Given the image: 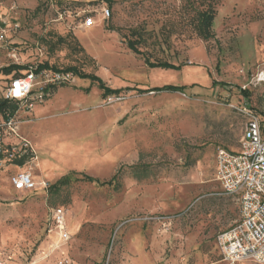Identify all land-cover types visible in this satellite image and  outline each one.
Listing matches in <instances>:
<instances>
[{
    "label": "rangeland",
    "instance_id": "374dc122",
    "mask_svg": "<svg viewBox=\"0 0 264 264\" xmlns=\"http://www.w3.org/2000/svg\"><path fill=\"white\" fill-rule=\"evenodd\" d=\"M45 62L83 74L39 72L15 113L34 154L0 165V262L221 264L216 237L240 209L216 154L240 150L247 111L264 120V0H0V66ZM141 156L152 177L103 183ZM23 171L36 189L12 186ZM58 206L67 241L50 231Z\"/></svg>",
    "mask_w": 264,
    "mask_h": 264
},
{
    "label": "built area",
    "instance_id": "2783aa9c",
    "mask_svg": "<svg viewBox=\"0 0 264 264\" xmlns=\"http://www.w3.org/2000/svg\"><path fill=\"white\" fill-rule=\"evenodd\" d=\"M101 14L104 19L110 18V8L104 6ZM83 24L85 27L94 25L91 15L84 18ZM38 74L36 68L29 67L23 76L11 79L5 99L17 101L19 108L23 103L28 104ZM247 115L240 150L233 152L221 148L216 154L217 179L226 194L238 199L240 209L238 220L216 237L221 264L245 261L264 264V127L260 115L250 111ZM28 154H34V149L20 133L16 115L9 112L0 115V165ZM11 184L20 191L37 188L32 174L27 171L13 174ZM52 224L50 231L55 230L59 239L67 241L70 238L64 207L52 210Z\"/></svg>",
    "mask_w": 264,
    "mask_h": 264
},
{
    "label": "trees",
    "instance_id": "16d2710c",
    "mask_svg": "<svg viewBox=\"0 0 264 264\" xmlns=\"http://www.w3.org/2000/svg\"><path fill=\"white\" fill-rule=\"evenodd\" d=\"M213 12L214 9L213 7L208 8L205 12H202L200 15L199 19V25H198V30L200 34L208 41L212 36L213 32L211 30V21L213 17ZM131 46L133 48H136L135 43H131ZM29 69V65H21V64H11L9 66L3 67L2 68V74L4 73L5 75H11L13 74V78H18L21 77L25 74V72L22 71H27ZM43 70H51L55 73H60V74H83L82 70H80L76 66H69L64 69H60L54 65H50L48 62L39 64L36 67V72L39 73ZM12 78V79H13ZM180 86H169L165 87L163 90H180ZM151 91H155L154 89ZM19 108V104L17 101H11L8 99H0V115H5L6 113L10 114H15L16 111ZM263 121V127H264V120ZM143 156L139 158V161L133 165L130 166H122L118 171L115 173L113 176L112 180L110 181H104V184H109L111 188H114L115 190H120L123 185V178L125 175H129L137 180H144L152 177L154 175V167L152 164H147L142 161ZM89 180H92V178H89ZM70 182L69 177H65L60 180V184L58 186H55L54 189L57 191L59 190L64 184H67Z\"/></svg>",
    "mask_w": 264,
    "mask_h": 264
},
{
    "label": "snow or ice",
    "instance_id": "6c2138e0",
    "mask_svg": "<svg viewBox=\"0 0 264 264\" xmlns=\"http://www.w3.org/2000/svg\"><path fill=\"white\" fill-rule=\"evenodd\" d=\"M17 87H19V85H17Z\"/></svg>",
    "mask_w": 264,
    "mask_h": 264
},
{
    "label": "crops",
    "instance_id": "0c3cea01",
    "mask_svg": "<svg viewBox=\"0 0 264 264\" xmlns=\"http://www.w3.org/2000/svg\"><path fill=\"white\" fill-rule=\"evenodd\" d=\"M104 19V18H103Z\"/></svg>",
    "mask_w": 264,
    "mask_h": 264
}]
</instances>
